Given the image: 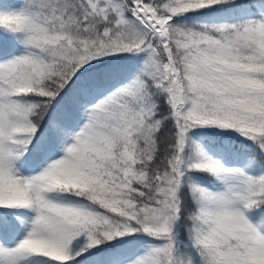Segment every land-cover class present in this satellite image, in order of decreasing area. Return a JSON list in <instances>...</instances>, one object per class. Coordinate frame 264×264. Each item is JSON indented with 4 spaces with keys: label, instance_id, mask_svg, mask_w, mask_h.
<instances>
[{
    "label": "snow or ice",
    "instance_id": "obj_1",
    "mask_svg": "<svg viewBox=\"0 0 264 264\" xmlns=\"http://www.w3.org/2000/svg\"><path fill=\"white\" fill-rule=\"evenodd\" d=\"M0 264H264V0H0Z\"/></svg>",
    "mask_w": 264,
    "mask_h": 264
}]
</instances>
